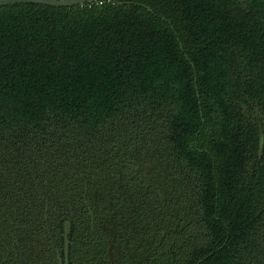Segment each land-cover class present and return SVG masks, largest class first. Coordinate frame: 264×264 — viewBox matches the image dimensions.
<instances>
[{"label": "trees", "instance_id": "1", "mask_svg": "<svg viewBox=\"0 0 264 264\" xmlns=\"http://www.w3.org/2000/svg\"><path fill=\"white\" fill-rule=\"evenodd\" d=\"M67 220L68 264H264V0L0 6V264Z\"/></svg>", "mask_w": 264, "mask_h": 264}, {"label": "water", "instance_id": "2", "mask_svg": "<svg viewBox=\"0 0 264 264\" xmlns=\"http://www.w3.org/2000/svg\"><path fill=\"white\" fill-rule=\"evenodd\" d=\"M103 0H0V6H8L22 3L42 4L52 7H71L79 6L91 2H101ZM147 10L152 11L148 6H145ZM69 233H70V222L67 220L64 223L63 230V264H68V249H69Z\"/></svg>", "mask_w": 264, "mask_h": 264}]
</instances>
